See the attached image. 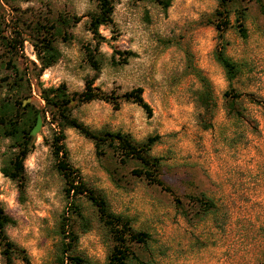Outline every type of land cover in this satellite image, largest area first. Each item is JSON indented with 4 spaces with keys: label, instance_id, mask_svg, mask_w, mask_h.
I'll list each match as a JSON object with an SVG mask.
<instances>
[{
    "label": "rangeland",
    "instance_id": "rangeland-1",
    "mask_svg": "<svg viewBox=\"0 0 264 264\" xmlns=\"http://www.w3.org/2000/svg\"><path fill=\"white\" fill-rule=\"evenodd\" d=\"M217 6L218 0H172L163 9L153 0H116L113 24L99 27L105 38L100 45L104 58L96 71L83 51L92 40L87 20L95 0H0L3 35L11 39L17 31L23 38L10 52L0 38V99L10 93L9 57L30 81L31 96L23 103L40 107V85L63 81L70 92L80 91L86 78L94 77L93 84L105 91L143 88L151 116L130 101H121L116 109L98 99L71 100L72 114L92 129L119 130L137 142L159 134L150 154L160 157L159 177L171 191L133 174L136 160L122 163L109 148L98 154L92 140L64 128L68 160L82 179L105 196L112 212L127 216L132 227L151 235L146 246L134 247L140 261L131 259L129 264H264V0H234L230 7L225 52L240 64L230 84L214 58L217 30L207 21ZM239 7L246 13V36L235 25ZM62 14L81 19L68 27V41L56 39L60 57L38 76L33 38L41 24ZM114 49L134 54L124 64H112ZM190 66L211 84L214 105L203 121L195 102L200 81ZM230 88L241 95L236 102L241 116L227 114L223 93ZM39 114L41 126L32 135L25 159L24 192L0 170V203L12 219L6 232L26 249L29 264H57L58 222L67 199L49 145L58 128L48 112L45 118ZM11 152L10 138L0 132V169ZM200 192L215 203L202 217L189 199ZM75 201L82 213V219L71 216L79 234L76 252L86 264H105L111 244L107 232L86 197ZM16 264L27 263L18 259Z\"/></svg>",
    "mask_w": 264,
    "mask_h": 264
},
{
    "label": "trees",
    "instance_id": "trees-1",
    "mask_svg": "<svg viewBox=\"0 0 264 264\" xmlns=\"http://www.w3.org/2000/svg\"><path fill=\"white\" fill-rule=\"evenodd\" d=\"M115 1L95 0L96 8L88 14L87 29L92 35V40L83 45V51L86 62L96 71L101 68L104 58L100 45L105 41V38L100 33L99 27L113 24L112 15ZM153 1L163 9H167L172 0ZM233 3L234 0H218L217 8L207 19L217 30L218 42L214 49V58L222 66L229 84L240 73V64L232 60L225 52L224 32L231 26L229 13ZM235 12L237 31L240 35L246 36L245 9L239 7ZM80 19L81 15L62 14L47 25L41 24L42 27L36 32L32 42L39 61L38 76L45 68L56 63L60 57L61 52L55 43L56 39L60 37L63 41H68L71 38V34L67 32L68 27ZM2 32L3 26L0 19V38L5 39L9 52L10 50L16 51L23 42L20 33L16 31V35L10 39L6 38ZM133 54L131 50L114 49L110 56V62L112 64H124L128 57ZM6 64L10 66L12 75L6 78L9 82L8 92L10 93L0 99V132L3 136L10 138L12 152L0 170L4 176L16 182L21 193L24 192L26 184L25 159L32 149L34 139L30 132L36 122L37 115L41 113L42 117L45 118V113L48 112L50 121L58 128L57 132L51 134L49 145L55 158V167L64 180V194L67 204L58 222L60 240L55 257L56 263H87V259L76 252L79 234L71 224L72 214L82 219L80 206L75 201L81 195L86 197L95 207L98 219L111 241L105 264H129L131 259L140 261L134 247L146 246L151 235L145 230L132 227L131 220L127 216L112 212L105 196L82 179L78 169L73 167L68 160V149L64 143V128H74L84 137L92 140L98 154H103L109 148L122 163L130 159L136 160L138 166L132 169L133 174L143 177L148 183L158 185L165 191H171V188L159 177L160 157L150 154L152 146L160 138L159 134L148 135L143 141L137 142L129 134L119 130L92 129L72 114L71 100L75 99L76 102L82 103L98 99L109 102L116 109L121 101H130L140 106L147 116H151L152 107L143 97V88L135 86L122 93H115L113 90L105 91L93 84L94 77L86 78L80 91L70 92L63 81L57 85H40L39 96L43 101V106L40 107L32 101L23 103L24 99L31 96L30 81L25 73L21 72L10 61V57L6 60ZM190 69L200 81V88L195 91V102L196 106L202 110L200 119L203 121V118L211 115L210 112L214 105L211 84L200 71L191 66ZM223 95L226 100L227 114L231 117L241 116L236 105L241 96L240 93L230 88L225 90ZM252 100L259 101L254 98ZM189 199L192 204L197 206L194 212L199 217L215 208L214 201L202 192L189 195ZM175 201L179 206L180 200L176 198ZM11 222V217L0 203V255L2 264H16L18 259L29 264L30 259L26 249L13 241L6 232V226Z\"/></svg>",
    "mask_w": 264,
    "mask_h": 264
},
{
    "label": "water",
    "instance_id": "water-1",
    "mask_svg": "<svg viewBox=\"0 0 264 264\" xmlns=\"http://www.w3.org/2000/svg\"><path fill=\"white\" fill-rule=\"evenodd\" d=\"M41 122H42V120H41V116H40V114H38L37 115V118H36V122H35V124H34V126L32 127V129H31V135H35L36 134V132L38 131V129L40 128V126H41Z\"/></svg>",
    "mask_w": 264,
    "mask_h": 264
}]
</instances>
